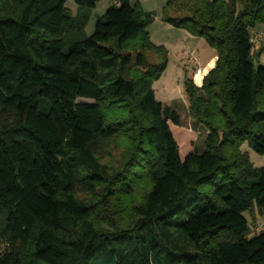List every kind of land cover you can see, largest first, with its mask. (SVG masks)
Wrapping results in <instances>:
<instances>
[{
  "label": "trees",
  "instance_id": "16d2710c",
  "mask_svg": "<svg viewBox=\"0 0 264 264\" xmlns=\"http://www.w3.org/2000/svg\"><path fill=\"white\" fill-rule=\"evenodd\" d=\"M68 1L0 0V264H264L245 217L264 215V167L241 151L264 156V0L163 8L217 58L185 81L207 136L184 159L152 88L168 64L154 14L111 0L86 36L100 0Z\"/></svg>",
  "mask_w": 264,
  "mask_h": 264
},
{
  "label": "rangeland",
  "instance_id": "374dc122",
  "mask_svg": "<svg viewBox=\"0 0 264 264\" xmlns=\"http://www.w3.org/2000/svg\"><path fill=\"white\" fill-rule=\"evenodd\" d=\"M168 1L130 0V3L132 5L140 3L144 11L154 14V22L147 32L151 42L167 52L168 64L161 77L153 82L152 88L156 100L162 103L164 107V113L170 108L176 111L181 118V126L170 123V127L180 146L181 157L184 159L194 149L199 150L201 153L207 136L206 129L190 116V102L185 91V81L193 78V83L197 87H201L202 82L196 81L197 74L201 71L203 75L209 74L216 67L217 60L214 68L207 72V65L211 60H215L216 51L208 46L203 39L194 37L185 30L177 29L163 20V8ZM110 6L111 0H100L97 3L96 8L91 12L89 23L85 29L86 36H91L94 33L98 18L102 17ZM66 7L72 12L73 16L78 14L79 9L75 0H69ZM252 34L262 35L261 41L254 46V65L256 69L259 67L264 68V24L257 26ZM153 61L158 62V58L153 56ZM79 102L88 101L80 100ZM241 151L247 154L254 167H264V156L256 154L248 144H244ZM245 217L251 225L252 235L250 237L259 234L263 230V214L255 209L250 214L246 213Z\"/></svg>",
  "mask_w": 264,
  "mask_h": 264
},
{
  "label": "crops",
  "instance_id": "0c3cea01",
  "mask_svg": "<svg viewBox=\"0 0 264 264\" xmlns=\"http://www.w3.org/2000/svg\"><path fill=\"white\" fill-rule=\"evenodd\" d=\"M216 60H217V58H215V60L213 59L210 61V63L207 65V67H208L207 72H209L212 68H214ZM206 74L202 75L201 82H202V80Z\"/></svg>",
  "mask_w": 264,
  "mask_h": 264
},
{
  "label": "built area",
  "instance_id": "2783aa9c",
  "mask_svg": "<svg viewBox=\"0 0 264 264\" xmlns=\"http://www.w3.org/2000/svg\"><path fill=\"white\" fill-rule=\"evenodd\" d=\"M262 39V35L261 34H255L252 38V42L256 45L258 42H260Z\"/></svg>",
  "mask_w": 264,
  "mask_h": 264
},
{
  "label": "bare ground",
  "instance_id": "6f19581e",
  "mask_svg": "<svg viewBox=\"0 0 264 264\" xmlns=\"http://www.w3.org/2000/svg\"><path fill=\"white\" fill-rule=\"evenodd\" d=\"M202 71L201 72H199L198 74H197V76H196V81H201V78H202Z\"/></svg>",
  "mask_w": 264,
  "mask_h": 264
}]
</instances>
